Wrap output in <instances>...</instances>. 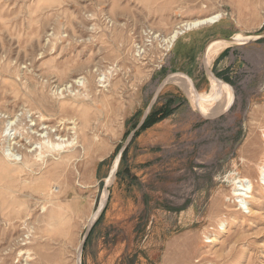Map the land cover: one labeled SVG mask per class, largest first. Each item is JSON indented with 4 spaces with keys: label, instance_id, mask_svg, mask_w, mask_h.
I'll use <instances>...</instances> for the list:
<instances>
[{
    "label": "rangeland",
    "instance_id": "374dc122",
    "mask_svg": "<svg viewBox=\"0 0 264 264\" xmlns=\"http://www.w3.org/2000/svg\"><path fill=\"white\" fill-rule=\"evenodd\" d=\"M217 13L224 40L264 33V0H0V264H264V39L243 44L217 116L188 78L164 80L163 41ZM72 119V147L27 159L4 142L39 148L47 126L66 140Z\"/></svg>",
    "mask_w": 264,
    "mask_h": 264
},
{
    "label": "crops",
    "instance_id": "0c3cea01",
    "mask_svg": "<svg viewBox=\"0 0 264 264\" xmlns=\"http://www.w3.org/2000/svg\"><path fill=\"white\" fill-rule=\"evenodd\" d=\"M227 23L222 20L216 24L184 30L172 44L165 63L167 73L164 80L171 75H183L192 82L198 92L206 93L208 102L213 105L209 104L210 108L207 111L198 112L203 117H214L230 108L233 94L231 88L224 84V81H229L232 76H236L241 60L251 63L253 54L246 53L247 50L249 51V47L243 45L251 38L237 34L239 37L236 44L224 40L221 37L231 35ZM262 39L264 38L254 42ZM222 43L225 45H221ZM249 52H253V50ZM211 80L223 82L225 87H223V98L219 103H217V96H215Z\"/></svg>",
    "mask_w": 264,
    "mask_h": 264
},
{
    "label": "bare ground",
    "instance_id": "6f19581e",
    "mask_svg": "<svg viewBox=\"0 0 264 264\" xmlns=\"http://www.w3.org/2000/svg\"><path fill=\"white\" fill-rule=\"evenodd\" d=\"M222 17H223L222 14L217 13V14H213L211 16L205 17V18L195 19V20H193L191 22H186L184 24L179 25L177 30L173 31L172 34L170 36H168L163 41L164 45H167V47L165 49H169L170 46L175 42V40L178 38V36L184 30L201 27V26L208 25V24H216V23H218V21ZM181 28H182V30H181ZM80 80L81 79H79L78 81H74V83L78 84L80 82ZM67 88H69V87H67ZM62 89H64V88H62ZM31 122H33V121L31 120ZM69 125H71V127H69V128L67 127L68 131H72L73 135L69 136L70 138H68L66 140H65L66 137L63 138L62 136H60V134H59L60 132L59 131H54L53 130V132H52V130H51L52 127H49V126H47L45 128L43 127L44 129H42V130H46V133L44 134L45 136L42 135L43 133H40V135L37 136L38 139H39L38 141H40V142H41V140H43V141L41 143H39V148H34L33 150H31L32 148L29 149V147H27L26 144H20L19 141L13 142V140L15 138L11 139V136H10L11 134H5V132L3 133L4 134V136H3L4 137V142L7 145L6 146L7 149H10L11 147L19 145V149L16 150V151H19L27 159H31L33 157H41L42 154H43L42 153L43 149H48L51 152H56L57 149H62L63 147H66V146L67 147H72V146H74V144L76 145L77 142H78V135L79 134L81 135V138L84 137V127H82V125L78 126V124L76 123V121L74 119H72V121L69 123ZM7 126L10 127V132L15 131L16 130L15 127H17L16 124H13L12 121H10V122L8 121ZM12 127H14V129ZM5 130L6 129H4L3 131H5ZM28 130L30 131V134L32 136H35L36 134L39 133V131L36 128V124L35 123H33V124L31 123V125H30ZM0 132H1V128H0ZM76 134H77V136H76ZM12 135H15V132ZM68 135L69 134L66 133L64 136H68ZM55 136H56V139L53 138ZM88 147H89L88 144H85V142H83L82 149H83L84 152H86ZM37 150H38V153H37ZM10 151H9V153H10ZM11 154H12V152H11ZM14 154H15L14 156H16V154H18V153H14ZM8 155H10V154H8ZM14 156H11V157H14ZM262 158L263 159H262L261 162L264 163V153L262 155ZM12 161H13V159H12ZM114 172H115V165L112 167L111 172L109 174V177L106 179V181H108V182L112 181ZM258 175H260V177H261V182H260V184H258L256 186V188L264 189V166L259 167ZM233 182H234V188L232 190V195L236 198V200L238 201L239 205L242 206V208H245L246 210H248V208L245 207V206H247V202L245 200L246 199H251L253 197V193L255 191V186H254L253 181L251 179H249V178L241 177V178L235 179ZM77 264H79V260L78 259H77Z\"/></svg>",
    "mask_w": 264,
    "mask_h": 264
},
{
    "label": "water",
    "instance_id": "95a60500",
    "mask_svg": "<svg viewBox=\"0 0 264 264\" xmlns=\"http://www.w3.org/2000/svg\"><path fill=\"white\" fill-rule=\"evenodd\" d=\"M249 37H250L251 39L247 40L246 42H254V41L258 40V39L264 38V33L257 34V35H255V36H249ZM228 41H230V42H232V43H235V42L232 41V39H229ZM235 44H236V43H235ZM178 76H181V75H178ZM182 77H183V75H182ZM184 77H185V76H184ZM146 116H147V115H145V116L143 117L141 123L138 125L137 128H139V127L144 123V121H145V119H146ZM120 157H121V155L119 154L118 159H120ZM118 161H119V160H118ZM116 169H117V168H116ZM115 172H116V170H115ZM115 172H114V174H115ZM102 210H103V208H101L100 211H102ZM87 234H88V233H87ZM87 234H86V236L84 237L83 244L85 243V240H86V238H87ZM79 250H80V249H79ZM80 251H81V250H80ZM80 251H79V252H80ZM79 264H80V259H79Z\"/></svg>",
    "mask_w": 264,
    "mask_h": 264
},
{
    "label": "trees",
    "instance_id": "16d2710c",
    "mask_svg": "<svg viewBox=\"0 0 264 264\" xmlns=\"http://www.w3.org/2000/svg\"><path fill=\"white\" fill-rule=\"evenodd\" d=\"M156 121L152 119V116L149 115L145 122L143 123L141 130H144L145 128L149 127L151 124L155 123Z\"/></svg>",
    "mask_w": 264,
    "mask_h": 264
}]
</instances>
